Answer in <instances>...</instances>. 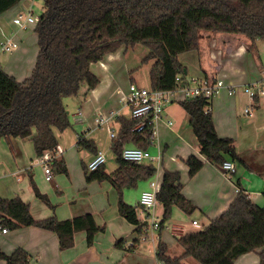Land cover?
Returning <instances> with one entry per match:
<instances>
[{
  "label": "trees",
  "instance_id": "trees-1",
  "mask_svg": "<svg viewBox=\"0 0 264 264\" xmlns=\"http://www.w3.org/2000/svg\"><path fill=\"white\" fill-rule=\"evenodd\" d=\"M41 1L44 10L33 30L37 39L33 69L23 81L11 80L0 89V140L31 138L36 157L58 145L54 130L62 133L70 127L64 100L78 96L84 99L97 86L98 79L90 66L106 55L122 47L127 50L143 46L147 54L142 64L152 62L148 72L149 88L170 90L186 81V71L178 62V55L197 50L205 35L222 33L243 37L248 41L247 51L254 48L255 41L264 40V0ZM18 2L20 0H0V14ZM178 105L188 116L199 155L219 167L227 160L244 166L232 140L216 134L211 114L205 113L210 102L198 97ZM116 123L119 128L111 142L116 169L105 173L102 166L89 173L85 181L107 182L116 191L118 214L135 228L139 237L127 248L132 250L142 236L146 237L148 225L138 219L134 207L123 202L122 191L150 179L156 170L152 165H138L120 158L126 146L148 149L149 128L136 132L133 130L136 121L123 116H118ZM76 145L96 153L95 144L81 135ZM183 162L190 178L203 167V162L194 155ZM51 167L56 173H67L62 160H54ZM29 185L34 197L49 206L48 198L40 194L31 179ZM261 196L264 200V188ZM156 201L162 208L159 230L169 219L173 207L185 215L194 211V206L182 193L179 171H162ZM0 226L8 231L36 227L52 232L59 251L72 248L78 232L85 234L87 246L92 245L96 234L104 232L91 214L65 220L55 217L35 220L28 204L18 197L0 199ZM175 241L182 254L170 257L166 245L158 241L157 262L186 264L184 260L191 258L197 264H236L243 255L257 251L258 264H264V205H257L239 190L228 208L207 226L179 234ZM122 244L123 240H119L114 246L122 248ZM30 258L20 248L11 254L0 250V260L6 264H28Z\"/></svg>",
  "mask_w": 264,
  "mask_h": 264
},
{
  "label": "crops",
  "instance_id": "crops-1",
  "mask_svg": "<svg viewBox=\"0 0 264 264\" xmlns=\"http://www.w3.org/2000/svg\"><path fill=\"white\" fill-rule=\"evenodd\" d=\"M43 10L41 0H20L15 6L0 14V40L2 35L5 34L14 36L15 40L19 42V48L16 51L10 54L0 52L1 86L11 80L21 82L29 77L37 53V39L33 31L35 24L29 25L26 29H19L12 23L13 19L19 14H25L27 11L33 12V16L38 18ZM220 36H225V34L205 35L202 40L205 44L204 46L200 47L199 43L197 50L183 53V55L180 54L177 60L185 68L186 79L203 75L214 76L228 85L235 86L233 96H228L222 91L219 96L211 101L210 113L216 134L220 138L232 140L236 155L242 160L244 166L234 164V171L228 172L219 166L208 163L203 156L199 155L196 139L189 127L188 116L178 103L169 104L164 108L163 117L170 120L173 124L170 128L164 126L163 123L159 124V131L155 140L156 146L163 149V151L171 150L173 153L167 161H169L168 163H177V166L174 169H169L167 163L164 164L155 174L158 179L156 181L160 183L164 169L179 171L182 193L194 206L192 213L195 212L201 216L199 220L192 219L189 227L183 225L172 226L180 227V232L182 233L195 231L196 229H193V227H197L200 223L203 224V227L207 226L228 208L239 190L244 191L250 200L257 205H264V200L261 196L264 188V101L251 102L241 89L243 85L258 81L264 77V45L260 46L258 44L259 41L263 40L255 41L254 48L247 51L244 42L231 41L230 39L221 40ZM240 38L245 41L243 37ZM125 51L127 52L122 47L116 52L106 55L100 62L90 66V71L97 77L98 84L86 94L84 99L80 98L83 102L79 106L77 105L79 108L73 114L75 121L86 123L79 135L92 141L95 144L96 152L108 148L111 150L112 141L103 145L100 138L94 136V132L98 133L100 129L85 132V130L88 131L92 127V120L95 114L97 112L108 113L115 111L118 116L128 119L129 114H126L127 111H122L125 108H118L121 85L126 81L128 83L124 86L125 88L130 83H138L137 85L139 86L149 87L148 77L145 79L147 82L141 81L139 84L137 82L138 77L130 75L132 70L127 69L125 64L114 65L117 68H113L112 62L120 60L122 55L125 58ZM222 52L223 56L220 57ZM191 58H194V60L190 61ZM195 58H197V61H195ZM188 68L192 69L190 74L187 72ZM126 74H128V77H126ZM69 102V100L66 101L65 99L63 103L68 107ZM246 108L250 109L249 114L244 112ZM114 122L118 131L119 126L116 123V119ZM104 131L108 135L107 127H104ZM56 133L57 131L54 130V134ZM62 134L63 132L59 135L61 136ZM77 139L78 134L73 138L71 146L73 145L77 148ZM58 146L65 152L61 145L58 144ZM64 152L56 160L64 162L67 172L66 176L69 180V168L67 162H65L66 153ZM189 155H194L203 162L201 170L191 178L188 176V169L183 162ZM93 156L94 153L86 151V162L84 164L86 165ZM35 157L30 138L0 140V170L16 168L10 173H16L15 177L10 176V174L8 176L13 178L17 184L21 183L22 180L24 181L22 178L24 174L34 184L31 171L32 168L37 167L33 163ZM164 158L165 152L163 161ZM171 158H174V161H171ZM26 164L29 166L22 170L17 169V167H24ZM37 168L40 169L39 167ZM103 168L105 173H111V171L116 169L107 171L105 165ZM53 171L54 169L51 170L50 183L53 180L55 182L51 184V188L42 180L38 182L40 189L34 184L40 194L45 195L50 200L49 206L34 197L30 185L26 182H23L24 192L22 197L13 196L14 192L11 191L10 194L4 197L9 199L18 197L24 203H27L29 213L35 220H43L49 217L65 220L84 214H91L96 225L102 226L104 232L96 234L91 246L86 245L85 234L78 232L74 235L73 247L65 251H59L57 238L52 232L36 227H22L13 231L7 230L6 234L0 232V250L5 254H11L14 250L20 248L30 255L31 258L28 264H144L146 259L139 257V254L136 253V248L140 247V244L147 239V235L145 240L141 239L139 244L132 250H127L134 239L129 244H126L125 239L136 232L134 231L135 228L118 214L116 191L105 182L99 186L92 185L93 182L89 183L88 186L98 188L106 195V199L99 200L100 210L98 213L79 196V191H81L82 187L80 182L75 184L70 182L63 186L61 177L58 176L53 179ZM3 177L0 176V179ZM143 192L148 191L144 188H139L136 196L140 197ZM59 194L63 195L60 197ZM0 199L2 200L3 198L0 197ZM60 200L63 201L60 203ZM52 201H55L56 204L59 203L57 205L59 207L53 210L52 205L56 204H52ZM155 212L157 216L162 214V208L159 204H157ZM192 221H196L197 225L193 226ZM171 235L172 239L170 241L163 240L164 238L161 234L157 236V240L166 245L167 254L170 257H178L182 254V249L175 241V236L178 234L174 235L171 233ZM142 238L144 239V237ZM119 240H123L122 248L114 246ZM257 254L258 252L256 251L243 255L236 261V264H258ZM184 263L197 264L191 258L185 259ZM0 264L6 263L0 260ZM151 264H160L155 259V251Z\"/></svg>",
  "mask_w": 264,
  "mask_h": 264
},
{
  "label": "built area",
  "instance_id": "built-area-1",
  "mask_svg": "<svg viewBox=\"0 0 264 264\" xmlns=\"http://www.w3.org/2000/svg\"><path fill=\"white\" fill-rule=\"evenodd\" d=\"M38 18L33 16V12L27 11L25 14L17 15L12 23L19 29H26L29 25L35 24ZM19 48L14 36L2 35L0 40V52L3 54H10ZM179 79L176 78V81ZM180 82V81H178ZM235 86L224 83L221 79L214 76H198L195 78H188L185 84L180 85L170 90H152L149 87L138 86L135 83H130L127 89L121 93L120 103L129 112V118L136 121V126L133 128L136 132H141L145 127L149 128V144L155 142L157 129L160 123L170 128L172 122L163 117L164 108L172 103H179L189 98H205L208 102L219 96L224 91L228 96L234 95ZM243 93L251 102L264 101V77L258 81L245 84L241 87ZM120 93V91H119ZM210 105L205 109L206 114L210 113ZM249 114L250 109L246 108L244 111ZM79 114V113H78ZM118 114L115 111L108 113L97 112L92 120V127L87 131L95 129H102L107 127L108 137L112 141L116 137L113 129L108 127L110 121H115ZM157 148L155 156L151 155L147 149L138 147H125L120 152V158L125 162H131L138 165H152L157 173L160 167H163L164 151ZM64 150L60 146H56L52 151H45L40 157H35L33 163L39 167L42 172V182L50 183L51 181V163L62 155ZM174 161V158L170 159ZM105 165V154L102 151H97L93 158L85 165L87 172L91 173L98 168ZM224 171L233 172L235 169L231 161H224L221 165ZM16 173L10 174L15 177ZM151 191L143 192L137 203L138 209L150 217L151 224L148 225L151 231L159 230V221L154 217L157 201L156 193L159 191L160 183L152 181L149 184ZM140 219V218H138ZM141 221V219H140ZM145 222V221H141ZM147 223V222H146ZM192 225L196 226L197 222L192 221ZM172 232L180 231V227H172ZM2 234L7 233V229L0 226ZM142 240H145L142 238ZM161 264V263H160Z\"/></svg>",
  "mask_w": 264,
  "mask_h": 264
},
{
  "label": "rangeland",
  "instance_id": "rangeland-1",
  "mask_svg": "<svg viewBox=\"0 0 264 264\" xmlns=\"http://www.w3.org/2000/svg\"><path fill=\"white\" fill-rule=\"evenodd\" d=\"M220 39L221 40L230 39L231 41H242L245 44H247V41H244L243 39H241L239 36H236V35L220 36ZM202 40H203V38L199 41L200 47H202V45L203 46L205 45ZM258 44H260V46L264 45V40L259 41ZM146 53H147V50L141 45H136L132 48H128L126 54H124L125 58H123V55H122V58L120 60H115L112 62V66L119 65V64L120 65L125 64L127 69L132 70V71H130V75H132L133 77H134V75H136L138 77L137 82H139V84L141 81L147 82L145 79L148 77V71H149V68H150L149 66L151 65V62L147 63V64H142V62H141L142 59L144 58V56L146 55ZM221 56H223V52L221 53L220 57ZM186 57H188V56H186ZM193 60H194V58H191L190 61H193ZM195 61H197V58H195ZM113 68H117V66H114ZM187 72H188V74H190L192 72V69L188 68ZM126 77H128V74H126ZM127 83L128 82L125 81V83H123V85H121L122 87L120 88V93H119L120 96H121V93L127 89L124 87V86H126ZM1 85H0V87H1ZM144 87H147V86H144ZM67 99H66V101H68V100L70 101L68 103V107L66 106L68 116H69L70 127L67 128L65 131H63V134L61 136L59 135L60 134L59 132H57L55 135L57 136L56 139H57L58 144L61 145L65 149V152H64V153H66V155H65L66 161L65 162H67L68 168H69V180L67 179L68 177L65 174L56 173L55 171H53V179H54V177L55 178L58 176L61 177V179H63L62 180L63 186H66V184L70 183V182L73 184H75L76 182H80V185H82V187H81V191H79V194H80L79 196L82 197L83 200L85 201V203H87L94 211L99 213V210H100L99 200H102L103 198L106 199V195L103 193L102 190H100L98 188H93V186H88V185H89V183L93 182L92 185H98L99 186V185H102V183H104V182H97V181L86 182L85 181L86 176L89 174V172H87L84 168V165H85L84 163L86 162L85 161L86 151L84 149H81V148L77 149L73 145L71 146L73 138L77 134L79 135V133H81V129L83 128V126H86V123H79V122L75 121L74 115H73L74 113L77 112L76 110L79 108L78 106L83 101L80 100L79 96L76 98H69L68 100ZM119 107L124 108V106L120 103V99L118 101V108ZM123 110L127 111L126 112L127 115L129 114L127 109H122V111ZM108 127L113 129V131L116 133L117 130H116V124L114 121H110L108 124ZM158 131L159 130L157 129V135H158ZM85 132H87V130H85ZM157 135H156V137H157ZM94 136L99 137L101 142H103V145L104 144L106 145L107 143H109V141H111L109 139L108 135H106V133L104 131V127H103V129H100L98 131V133L94 132ZM169 137H168V139H169ZM30 141H31V138H30ZM147 150L149 151V153L151 155L155 156L157 153L156 141L154 143H152L148 147ZM102 152L105 154V168H106V170L109 171V170L116 168L117 165H116L115 158H114V155L111 152V150H109V148L106 150L102 149ZM164 152H165L164 164L167 163V166L169 169H174L177 166V163H168L169 161H167V159H169L170 155L173 152L171 150L164 151ZM28 161L30 162V160H28ZM28 166L29 165L26 164L24 167H17V169L22 170ZM12 168L0 170V176H4L2 179H0V197L3 199H9L8 197L5 198L4 196L10 194V191L14 192L12 194L13 196L18 195V196L22 197L23 196L22 194L24 192L23 182L24 183L26 182L27 184H29V179H28L26 174L22 175V178L24 179V181L22 180V182L18 183V184L15 183L13 178L8 176L11 173V171L16 169V168L15 169H12ZM31 172L33 175L32 178H33L34 184L36 185L37 188H39L38 182H40L42 180V178H41L42 175H41L40 169L35 167V168H32ZM156 180H158V179L154 175L153 177H151L148 180L138 182L135 187L125 188L122 191L123 192V194H122L123 202H125L127 205H129L131 207L136 208V210L138 211V214H139V218L141 219V221L147 222V225L151 224V219L149 216L146 217L145 214L138 209L137 203H138L140 197L138 195L136 196V193L139 190V188H144L146 191H151L149 184H150V182L156 181ZM54 182L55 181L53 180L51 183H47V185L50 186V188H51V184H54ZM105 183H107V182H105ZM62 195L63 194H59L60 197ZM62 201L60 200L59 202L61 203ZM52 204H56V202L52 201ZM57 205H59V203H57L56 205H52L53 206L52 209L54 210L55 208H58L59 206H57ZM157 211H158V208H157ZM154 214H155L154 215L155 219L157 221H160L161 214L158 216L156 215L157 214L156 212H154ZM192 219L199 220V219H201V216H199V214H197L195 212L191 213L189 215H185L177 207H173L171 210V214H170L169 219L163 223V226L159 231H151L149 226H147V230H146L147 239L140 244V247L136 248V253L139 254V257H143L146 259L144 264H151V260L154 258L155 246H156L157 241H158L157 236H159V234H161V236L164 238L163 240L170 241L172 239L171 233L174 235L175 234L179 235L182 233L180 231L172 232L171 231L172 226L173 225H183L185 227L186 226L189 227L190 221ZM202 228H203V224H201V223L197 227H193V229H196V230H200ZM142 237H144V236H142ZM136 238H139L137 233H135L132 236L126 237V239H125L126 244H129L132 241V239H136ZM133 256H137V255H133ZM147 258H149V259H147Z\"/></svg>",
  "mask_w": 264,
  "mask_h": 264
}]
</instances>
